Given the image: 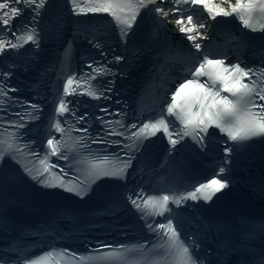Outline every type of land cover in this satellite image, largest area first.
I'll list each match as a JSON object with an SVG mask.
<instances>
[{"label": "snow or ice", "instance_id": "1", "mask_svg": "<svg viewBox=\"0 0 264 264\" xmlns=\"http://www.w3.org/2000/svg\"><path fill=\"white\" fill-rule=\"evenodd\" d=\"M198 6L207 20L194 16ZM217 17L242 26L239 35L225 29L234 47L223 52L205 43ZM173 32L184 39L175 42ZM249 33L261 34L264 46V0H0V264H264V217L211 214L241 158L259 157L249 180L264 194V56L249 66L228 55L255 47ZM48 41L62 52L41 68ZM77 42L86 44L80 72L72 66ZM141 59L161 86L175 84L150 109L131 106L117 84ZM30 69L38 75L28 98L18 73ZM162 138L157 167L151 149ZM189 140L201 152L223 141L218 172L195 186L174 163ZM166 171L176 178L146 193L144 179ZM44 206L52 215L35 224L17 215L43 216ZM137 227L159 242L149 248L147 239L109 243L99 235L128 236ZM32 236L71 241L85 253L47 245L37 255L46 245Z\"/></svg>", "mask_w": 264, "mask_h": 264}, {"label": "bare ground", "instance_id": "2", "mask_svg": "<svg viewBox=\"0 0 264 264\" xmlns=\"http://www.w3.org/2000/svg\"><path fill=\"white\" fill-rule=\"evenodd\" d=\"M217 2H220V0H217Z\"/></svg>", "mask_w": 264, "mask_h": 264}]
</instances>
